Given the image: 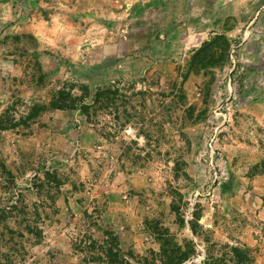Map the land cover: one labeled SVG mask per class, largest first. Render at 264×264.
Returning a JSON list of instances; mask_svg holds the SVG:
<instances>
[{
  "label": "rangeland",
  "instance_id": "1",
  "mask_svg": "<svg viewBox=\"0 0 264 264\" xmlns=\"http://www.w3.org/2000/svg\"><path fill=\"white\" fill-rule=\"evenodd\" d=\"M0 264H264V0H0Z\"/></svg>",
  "mask_w": 264,
  "mask_h": 264
},
{
  "label": "trees",
  "instance_id": "2",
  "mask_svg": "<svg viewBox=\"0 0 264 264\" xmlns=\"http://www.w3.org/2000/svg\"><path fill=\"white\" fill-rule=\"evenodd\" d=\"M54 107L62 108L63 106H61V105H55Z\"/></svg>",
  "mask_w": 264,
  "mask_h": 264
}]
</instances>
